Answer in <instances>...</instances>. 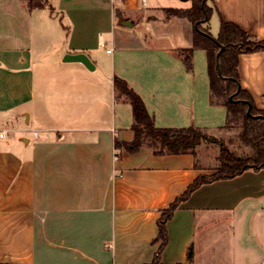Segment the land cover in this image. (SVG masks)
Returning a JSON list of instances; mask_svg holds the SVG:
<instances>
[{
  "label": "crops",
  "instance_id": "obj_1",
  "mask_svg": "<svg viewBox=\"0 0 264 264\" xmlns=\"http://www.w3.org/2000/svg\"><path fill=\"white\" fill-rule=\"evenodd\" d=\"M0 0V262L151 264L161 211L213 164L197 152L127 153L132 110L113 78L141 97L159 128L223 129L209 102L206 53L187 71L193 24L167 16L192 0ZM220 18L264 38V0H207ZM83 54L89 66L67 56ZM241 88L264 109V50L239 56ZM160 264L264 260V168L202 184L166 223ZM189 251L191 258H188Z\"/></svg>",
  "mask_w": 264,
  "mask_h": 264
},
{
  "label": "trees",
  "instance_id": "obj_2",
  "mask_svg": "<svg viewBox=\"0 0 264 264\" xmlns=\"http://www.w3.org/2000/svg\"><path fill=\"white\" fill-rule=\"evenodd\" d=\"M29 9L51 6L48 0H27ZM167 16L186 17L193 24L192 44L179 50V55L187 69L192 70V54L195 49L206 53L209 77V102L226 108V121L223 128L240 124L239 133L242 142L251 147L253 153L241 156L230 151L220 140L209 136L199 127L190 125L183 128H159L153 117L147 112L141 97L123 79L114 77L113 88L117 101H126L131 105L133 139L129 142L114 140V148L127 153L137 152L142 146L151 147L155 154L194 153L202 141L218 145L217 166L211 175L200 174L187 189L161 211L158 219V235L154 241H160L151 264H160L159 256L167 243L166 223L179 203L185 201L199 186L219 179L232 178L247 169L264 168V109L255 106L251 95L240 85L238 71L239 56L264 50V38H253L233 22L220 18L219 30L213 36L207 27L212 8L207 0H192L187 9H165ZM221 47L223 50L220 51ZM220 51L218 57L217 53ZM249 113L247 114L248 106ZM259 115L260 117H254ZM188 258H191L189 251ZM0 264H9L2 263Z\"/></svg>",
  "mask_w": 264,
  "mask_h": 264
},
{
  "label": "rangeland",
  "instance_id": "obj_3",
  "mask_svg": "<svg viewBox=\"0 0 264 264\" xmlns=\"http://www.w3.org/2000/svg\"><path fill=\"white\" fill-rule=\"evenodd\" d=\"M240 131H241L240 124L237 123L235 125L231 124L229 125V127L223 128L221 130L212 133L207 132V134L223 142V144L230 151H233L238 155L241 156L251 155L253 153V150L251 147L245 145L242 142L239 135ZM199 145L200 147L197 152L200 153V156L203 157V159H206L208 164L215 165L213 170H211L208 174H205V175H211L214 173L215 167L218 164L217 155H218L219 147L217 144L209 143L206 141H202Z\"/></svg>",
  "mask_w": 264,
  "mask_h": 264
},
{
  "label": "water",
  "instance_id": "obj_4",
  "mask_svg": "<svg viewBox=\"0 0 264 264\" xmlns=\"http://www.w3.org/2000/svg\"><path fill=\"white\" fill-rule=\"evenodd\" d=\"M222 50H223V47H221L220 51H222ZM220 51L217 53V57H218ZM66 58H67V60L81 61V62H83L85 65L89 66V60H88L87 57L84 56L83 54L69 55V56H67ZM249 110H250V105L248 106L247 114H250V113H249ZM254 117H260V116L257 115V116H254Z\"/></svg>",
  "mask_w": 264,
  "mask_h": 264
},
{
  "label": "built area",
  "instance_id": "obj_5",
  "mask_svg": "<svg viewBox=\"0 0 264 264\" xmlns=\"http://www.w3.org/2000/svg\"><path fill=\"white\" fill-rule=\"evenodd\" d=\"M0 136H3V133H0ZM117 150V149H116ZM120 150H117L119 152ZM256 264H264V260L257 262Z\"/></svg>",
  "mask_w": 264,
  "mask_h": 264
}]
</instances>
